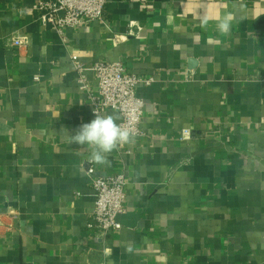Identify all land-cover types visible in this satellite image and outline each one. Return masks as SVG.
Wrapping results in <instances>:
<instances>
[{
	"label": "crops",
	"instance_id": "crops-1",
	"mask_svg": "<svg viewBox=\"0 0 264 264\" xmlns=\"http://www.w3.org/2000/svg\"><path fill=\"white\" fill-rule=\"evenodd\" d=\"M38 1L0 0V264H264V0H108L65 39ZM73 53L153 79L143 134L106 164L71 140L94 119ZM90 165L129 181L103 245Z\"/></svg>",
	"mask_w": 264,
	"mask_h": 264
},
{
	"label": "built area",
	"instance_id": "built-area-1",
	"mask_svg": "<svg viewBox=\"0 0 264 264\" xmlns=\"http://www.w3.org/2000/svg\"><path fill=\"white\" fill-rule=\"evenodd\" d=\"M107 3L108 0H39L29 10L38 13L44 25H51L65 39L67 29H75L87 22L103 21ZM13 45L22 46L23 38L13 39ZM71 60L78 76L79 88L87 92L93 116L94 110L99 113L116 111L121 116L120 124L131 127L134 136H141L143 131L140 125L145 102L137 95L136 87L140 82L149 83L153 79L143 81L129 73L121 61L87 64L76 53L71 55ZM90 71L94 74V86H91L88 79ZM86 173L94 190V209L88 227L95 231L94 242L103 245L108 235L122 229L119 217L127 212L129 181L124 173L98 175L94 165H90Z\"/></svg>",
	"mask_w": 264,
	"mask_h": 264
},
{
	"label": "clouds",
	"instance_id": "clouds-1",
	"mask_svg": "<svg viewBox=\"0 0 264 264\" xmlns=\"http://www.w3.org/2000/svg\"><path fill=\"white\" fill-rule=\"evenodd\" d=\"M232 21L231 13L218 19L216 22L218 32L223 35L229 34ZM208 23L209 17L202 16L200 26L206 28ZM94 117L90 122L80 125L71 140L80 146L87 145L91 159L98 164H106L108 162L107 155L119 146L130 143L134 137V131L129 126L117 123L119 120L117 115L99 113L94 110Z\"/></svg>",
	"mask_w": 264,
	"mask_h": 264
}]
</instances>
